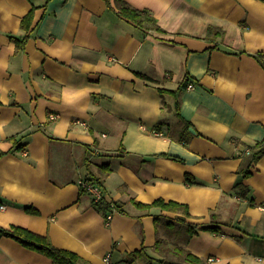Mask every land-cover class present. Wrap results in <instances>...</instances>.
<instances>
[{
    "label": "crops",
    "instance_id": "obj_1",
    "mask_svg": "<svg viewBox=\"0 0 264 264\" xmlns=\"http://www.w3.org/2000/svg\"><path fill=\"white\" fill-rule=\"evenodd\" d=\"M109 3L0 0V227L46 234L86 264H104L107 253L111 264H141L123 259L159 238L209 264H264V154L249 176L237 173L246 146L264 139V69L250 55L264 51V0ZM119 5L148 10L165 32L139 33ZM31 9L17 51L9 35H23ZM185 77L188 135L172 96L158 91ZM81 178H99L104 199L123 211L106 223ZM158 198L186 204L197 233L184 239L155 221L176 212L131 202ZM0 264L51 260L0 234Z\"/></svg>",
    "mask_w": 264,
    "mask_h": 264
},
{
    "label": "trees",
    "instance_id": "obj_2",
    "mask_svg": "<svg viewBox=\"0 0 264 264\" xmlns=\"http://www.w3.org/2000/svg\"><path fill=\"white\" fill-rule=\"evenodd\" d=\"M105 2L107 3V6L110 5L109 0H105ZM119 14L141 34H145L151 31L165 32L157 24L156 19L146 9L140 10L125 5H119ZM32 21L33 13L31 9L20 20V28L23 30V35L19 37L9 35V37L15 42L17 51H21L23 49L25 40L32 28ZM213 29V26H208L207 34H209L210 31H214ZM215 35L221 36L222 30L218 28ZM250 55H252L264 69V51H257ZM189 81L191 80L188 77H185L176 89H166L158 87V91L161 96L164 94H169L172 96L174 111L179 120L184 123L182 131H184L187 135L189 134L188 127L190 126V123L185 120L179 112V92L182 89L188 88L189 85L193 87V83H189ZM177 140L185 142L186 138H178ZM245 150V155L242 159L243 162L241 163L237 171V173L240 175V179L249 176L250 164L256 162L264 154V139L256 142L253 145H247ZM1 154L2 152H0V155ZM157 155L177 158L163 152ZM100 169L102 171H108V166L102 165ZM85 179L90 181L95 180L94 182L101 186V180L99 178ZM185 181L190 184L196 183L194 177L189 174H186ZM235 187H239L241 190L244 189L241 180L236 182ZM81 190L84 191L83 189ZM105 200L106 199L102 198L97 202L94 201L96 204H100L104 215H106L107 211L110 210V204ZM131 202L135 206L143 209H149L152 206H156L161 210L176 212L177 214L174 217H168L162 214L155 215V221L165 228H172V226H177V233L180 235H184V239L188 240V238H190L198 231V224L186 221V218L190 217V214L188 206L184 203H179L172 200L165 201L162 198L155 199L150 203H141L134 200H131ZM113 205L116 211H123L120 206L121 204L113 201ZM27 210L35 212L34 209L29 207L27 208ZM202 229L218 231L217 226L202 227ZM0 234L15 239L26 248L46 255L51 260V264H86L75 252L54 246L49 236L46 234H38L17 225H11L7 228L0 227ZM152 251H154L157 255L152 254ZM123 260L126 262L137 260L141 264H209L206 259H202L192 254L183 245H179L175 242H167L161 238L157 239L155 244L151 248L142 245L140 248L130 251L125 255Z\"/></svg>",
    "mask_w": 264,
    "mask_h": 264
},
{
    "label": "built area",
    "instance_id": "obj_3",
    "mask_svg": "<svg viewBox=\"0 0 264 264\" xmlns=\"http://www.w3.org/2000/svg\"><path fill=\"white\" fill-rule=\"evenodd\" d=\"M188 88H192V86L189 85ZM57 117H58V115L56 113H50L49 114V119H51V120H54ZM152 132L156 135H161V133L159 131L153 130ZM78 184H79L81 189H83L84 191H86L92 195L94 201L97 202L98 200L104 198L103 193H102V189L97 183L90 181V180H87L85 178H81L78 180ZM105 201H107V203L110 204V210L107 211L106 215H104L105 222L109 223L113 214L116 212V209L113 205L112 200H105ZM3 207H4L3 205L0 206V208H3ZM207 260L209 262H214L215 258L209 257ZM103 262H104V264H111L110 253H107L106 255H104Z\"/></svg>",
    "mask_w": 264,
    "mask_h": 264
},
{
    "label": "water",
    "instance_id": "obj_4",
    "mask_svg": "<svg viewBox=\"0 0 264 264\" xmlns=\"http://www.w3.org/2000/svg\"><path fill=\"white\" fill-rule=\"evenodd\" d=\"M191 133H195L192 127L188 128Z\"/></svg>",
    "mask_w": 264,
    "mask_h": 264
}]
</instances>
